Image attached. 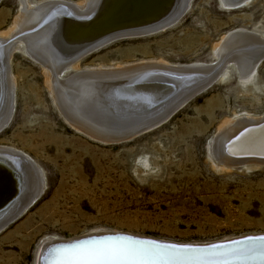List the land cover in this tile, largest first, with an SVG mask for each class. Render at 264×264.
<instances>
[{
    "label": "rangeland",
    "instance_id": "rangeland-1",
    "mask_svg": "<svg viewBox=\"0 0 264 264\" xmlns=\"http://www.w3.org/2000/svg\"><path fill=\"white\" fill-rule=\"evenodd\" d=\"M29 1L35 6L50 0ZM174 2L166 6L177 10ZM18 10V0L0 3V32L11 28ZM234 29L264 34V0L230 11L219 0H191L173 27L113 42L86 55L78 67L148 60L212 65L218 62L213 48ZM9 66L17 87L15 107L0 146L30 157L43 171L46 190L0 232V264H37L48 243L94 232L187 247L264 235V166L221 170L213 154L224 121L236 115L264 117V60L247 83L230 64L223 79L166 123L113 143L93 140L63 121L41 67L24 56V49ZM74 73L69 70L62 79Z\"/></svg>",
    "mask_w": 264,
    "mask_h": 264
},
{
    "label": "bare ground",
    "instance_id": "bare-ground-1",
    "mask_svg": "<svg viewBox=\"0 0 264 264\" xmlns=\"http://www.w3.org/2000/svg\"><path fill=\"white\" fill-rule=\"evenodd\" d=\"M190 1L177 0L179 7L172 10L171 5H166L174 0H86L76 4L50 0L35 6L29 0H18L19 10L11 28L0 32V133L14 113L17 87L9 65L21 49L26 58L41 67L63 121L75 131L105 143L126 142L136 137L133 135L138 131L149 132L163 125L218 83L219 78L223 79L230 64L242 82L253 79L264 60V34L246 29H234L221 38L213 48L218 62L212 65L172 66L148 60L112 68L79 69L82 58L113 42L173 27L187 13ZM250 1L219 0V3L223 10L230 11ZM70 23L91 24L74 27ZM116 29L119 30L84 48L100 35ZM69 70L75 73L63 80ZM144 82L163 85L117 90L110 102L101 96L119 86ZM162 98L167 100L159 104ZM123 114L126 116L118 117ZM263 123L264 117L252 119L247 115L224 121L213 141L216 167L225 170L235 165L247 169L264 166V159L232 157L264 154V127L244 132ZM233 139L236 142L226 148ZM45 190L43 171L30 157L0 146V222L4 221L0 232L35 205ZM88 236L96 238L77 242ZM58 243L69 245L57 246ZM155 243L159 242L94 232L74 240L48 243L42 248L37 264H264V235L194 247Z\"/></svg>",
    "mask_w": 264,
    "mask_h": 264
},
{
    "label": "water",
    "instance_id": "water-1",
    "mask_svg": "<svg viewBox=\"0 0 264 264\" xmlns=\"http://www.w3.org/2000/svg\"><path fill=\"white\" fill-rule=\"evenodd\" d=\"M110 1V0H109ZM113 2H115L116 0H112ZM91 23H88V24H82V23H70L69 24V26H74V27H86V26H88V25H90ZM153 26V25H152ZM138 27H141V28H145L144 26H136L135 28H138ZM148 27H151V25L150 26H148ZM148 27H146V28H148ZM117 30H119V29H116V30H110V31H108V32H106V33H104V34H102V35H100L99 37H97V39L96 40H93V42H90L89 44H87L84 48H87V47H89L90 45H92L93 43H95L96 41H98L99 39H101V38H103V37H105V36H107V35H110V34H112V33H114V32H116ZM82 42H85V40H82ZM82 44V43H81ZM83 48V49H84ZM157 86V85H163L161 82H160V84H149L148 82H144V83H142V84H134V85H128V86H123V87H116V88H114L113 90V92H103V94H101V96H102V98H105L106 99V102H110V101H112V100H114V98H115V92L117 91V90H122V89H128V88H131V89H133V90H136V89H139V87L140 86H148V87H150V86ZM165 86V85H164ZM127 93V92H126ZM166 97V96H165ZM168 98V97H167ZM167 98L166 99H164V98H162V100H161V102H159V104H161V103H163V102H165L166 100H167ZM158 104V105H159ZM157 106V103H156V105H155V107ZM154 108V107H153ZM124 111V110H123ZM123 111H119L118 113H122ZM127 112H130V111H127ZM124 113V112H123ZM143 113H145V111L143 112ZM122 116H126V114H123V115H118V117H122ZM262 127H264V123L263 124H261V125H259L258 127H249L247 130H245L244 132H250V131H252V130H256V129H259V128H262ZM129 130H131V129H129ZM143 132V131H142ZM144 133H146V132H144ZM144 133H140V131H138V133H136L135 135H133V136H139V135H141V134H144ZM135 138V137H134ZM234 142H236L235 141V139H233L232 141H230L227 145H226V148H228V146L230 145V144H233ZM232 157H236L237 158V160H247V159H251V158H256V159H264V154L263 155H260V154H256V155H248V154H242V155H236V154H233L232 155ZM4 221H2V222H0V224L1 225H3L4 223H3ZM3 223V224H2ZM108 237H110V236H108ZM94 238H96V237H94V236H88L87 238H83V239H81V240H78L77 242H80V241H82V240H89V239H94ZM155 244H157V245H162V244H160V243H155ZM57 246H60V245H69V243H58V244H56ZM55 245V246H56Z\"/></svg>",
    "mask_w": 264,
    "mask_h": 264
}]
</instances>
